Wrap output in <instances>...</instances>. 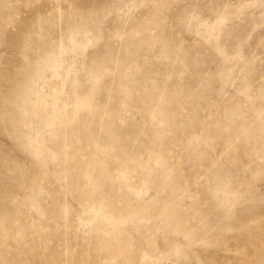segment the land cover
<instances>
[{
  "label": "rangeland",
  "instance_id": "1",
  "mask_svg": "<svg viewBox=\"0 0 264 264\" xmlns=\"http://www.w3.org/2000/svg\"><path fill=\"white\" fill-rule=\"evenodd\" d=\"M0 264H264V0H0Z\"/></svg>",
  "mask_w": 264,
  "mask_h": 264
}]
</instances>
